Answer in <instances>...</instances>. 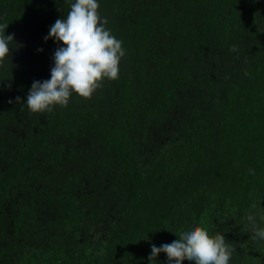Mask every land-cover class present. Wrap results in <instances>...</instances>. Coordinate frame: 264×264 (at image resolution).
I'll use <instances>...</instances> for the list:
<instances>
[{
    "label": "trees",
    "instance_id": "trees-1",
    "mask_svg": "<svg viewBox=\"0 0 264 264\" xmlns=\"http://www.w3.org/2000/svg\"><path fill=\"white\" fill-rule=\"evenodd\" d=\"M72 2L0 0V264H155L193 221L264 264L245 221L264 211V0H99L118 79L33 113Z\"/></svg>",
    "mask_w": 264,
    "mask_h": 264
},
{
    "label": "clouds",
    "instance_id": "clouds-1",
    "mask_svg": "<svg viewBox=\"0 0 264 264\" xmlns=\"http://www.w3.org/2000/svg\"><path fill=\"white\" fill-rule=\"evenodd\" d=\"M99 7V0H74L67 16L50 26L44 40L52 39L58 46L50 78L34 80L28 91L24 102L31 112L43 114L55 106L67 107L73 94L88 98L105 79H118L126 50L123 41L105 27ZM5 27L0 25V68L7 66L10 49L16 46L14 35H6ZM245 221L251 226L253 239L264 240V211L249 212ZM161 252L166 256L163 264H181L182 256L194 264H230L233 248L223 234H210L193 221L178 227L176 234L159 246L152 244L149 261L156 264Z\"/></svg>",
    "mask_w": 264,
    "mask_h": 264
}]
</instances>
